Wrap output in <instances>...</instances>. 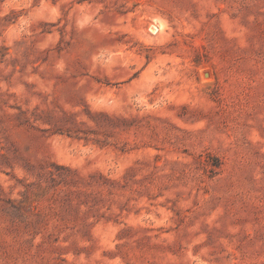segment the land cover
Segmentation results:
<instances>
[{
  "label": "rangeland",
  "instance_id": "rangeland-1",
  "mask_svg": "<svg viewBox=\"0 0 264 264\" xmlns=\"http://www.w3.org/2000/svg\"><path fill=\"white\" fill-rule=\"evenodd\" d=\"M0 264H264V0H0Z\"/></svg>",
  "mask_w": 264,
  "mask_h": 264
},
{
  "label": "bare ground",
  "instance_id": "bare-ground-1",
  "mask_svg": "<svg viewBox=\"0 0 264 264\" xmlns=\"http://www.w3.org/2000/svg\"><path fill=\"white\" fill-rule=\"evenodd\" d=\"M155 30H156L155 26H154V27H152V31H155Z\"/></svg>",
  "mask_w": 264,
  "mask_h": 264
}]
</instances>
